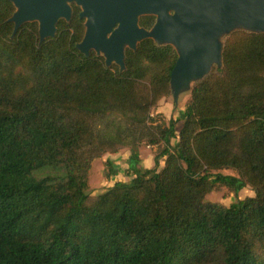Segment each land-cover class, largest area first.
Masks as SVG:
<instances>
[{"label": "trees", "instance_id": "16d2710c", "mask_svg": "<svg viewBox=\"0 0 264 264\" xmlns=\"http://www.w3.org/2000/svg\"><path fill=\"white\" fill-rule=\"evenodd\" d=\"M15 9L0 0V264H264V31L224 36L176 130L152 112L172 92V44L145 38L120 68L77 48L79 5L42 41L35 20L13 34ZM143 145L153 168L89 194L95 158ZM222 169L254 194L205 200L235 190Z\"/></svg>", "mask_w": 264, "mask_h": 264}, {"label": "water", "instance_id": "95a60500", "mask_svg": "<svg viewBox=\"0 0 264 264\" xmlns=\"http://www.w3.org/2000/svg\"><path fill=\"white\" fill-rule=\"evenodd\" d=\"M13 34L37 21L40 41L54 37L61 18L70 21L72 3L80 6L85 32L77 48L103 54L105 63L124 68L125 48L152 38L170 43L178 53L170 73L174 96L222 64V36L237 28L264 31V0H11ZM155 15L149 28L140 16Z\"/></svg>", "mask_w": 264, "mask_h": 264}, {"label": "rangeland", "instance_id": "374dc122", "mask_svg": "<svg viewBox=\"0 0 264 264\" xmlns=\"http://www.w3.org/2000/svg\"><path fill=\"white\" fill-rule=\"evenodd\" d=\"M225 35L222 36L221 38L222 40ZM190 88L191 85L189 87L182 88L176 96H174L173 92L165 96H162L157 101L156 105L153 107L152 112L153 113L160 112L162 117H164V119L167 121V123L171 118H173L175 121L176 130H179L181 124L183 123L185 106L190 97V93H189ZM176 141L177 138L173 139V142L176 143ZM122 152H124V150ZM113 157L114 155L106 152L101 157L94 159L92 166L89 170V176H88V180L90 184V189L88 190V192L92 197L103 192L105 189L111 186L114 183V181H116V179L125 176V174H130V172L132 171L131 169L133 167L131 163L128 162L127 167H123L124 165L121 166L118 165L117 170L116 171L113 170L112 172L114 173V175L113 176L108 175V169L112 165V163L108 164L107 161L110 162V159ZM132 160H133L132 162L135 164L136 161H138V158H132ZM154 166L155 164L152 166V168ZM221 171L225 174H230L232 176L233 181L235 182V190L229 188L227 185L222 184L218 187V189L212 190L209 193H207L204 198L205 200L217 201L229 205L232 202H235L239 199L245 198L246 196L254 194V190L252 186L248 183L243 182L240 179L236 170L222 169Z\"/></svg>", "mask_w": 264, "mask_h": 264}, {"label": "crops", "instance_id": "0c3cea01", "mask_svg": "<svg viewBox=\"0 0 264 264\" xmlns=\"http://www.w3.org/2000/svg\"><path fill=\"white\" fill-rule=\"evenodd\" d=\"M172 142H173V140H172ZM173 143H175V142H173ZM123 150H124V152H122ZM138 151H139L138 161H136L135 164L132 162L133 160H132V157L130 156V154H131L130 148H123V149H120L119 151L114 152V153L107 152V153L114 155V157L110 159V163H112V165H111L112 168L114 165L112 172H113V170H115V171L117 170L118 165H120V166L124 165L123 167H127L128 162H130L132 167H133L131 169L132 171L130 172V174H125V176L118 178L116 180H128L129 178H131L135 174L136 171H144L145 169H148L150 167L152 168V166L155 164V161H154V154L152 153L150 147L143 145V146H140L138 148ZM120 155H121V157H120ZM121 161H123V162H121ZM162 164H163V161H161L160 166H162ZM112 172L110 174L111 176L114 175V173H112Z\"/></svg>", "mask_w": 264, "mask_h": 264}]
</instances>
